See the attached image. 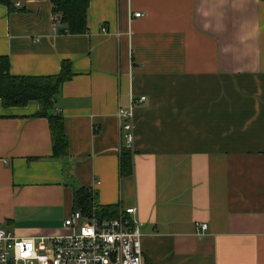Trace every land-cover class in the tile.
Instances as JSON below:
<instances>
[{
	"label": "crops",
	"instance_id": "1",
	"mask_svg": "<svg viewBox=\"0 0 264 264\" xmlns=\"http://www.w3.org/2000/svg\"><path fill=\"white\" fill-rule=\"evenodd\" d=\"M13 6L0 4L9 74L71 64L51 113L68 153L51 157L36 101H0V228L59 234L84 189L137 209L143 264H264V0H89L81 35L62 32L49 0ZM140 97L121 173L116 113Z\"/></svg>",
	"mask_w": 264,
	"mask_h": 264
},
{
	"label": "built area",
	"instance_id": "2",
	"mask_svg": "<svg viewBox=\"0 0 264 264\" xmlns=\"http://www.w3.org/2000/svg\"><path fill=\"white\" fill-rule=\"evenodd\" d=\"M140 13L132 14L139 18ZM102 32L106 31L103 27ZM145 97L131 99L127 108L116 113L119 132L126 148L134 141V108ZM96 204L77 208L63 220L67 233L50 236L18 237L0 228V264H143L141 231L135 207L122 210L114 219H99ZM206 224L196 226L203 235Z\"/></svg>",
	"mask_w": 264,
	"mask_h": 264
},
{
	"label": "trees",
	"instance_id": "3",
	"mask_svg": "<svg viewBox=\"0 0 264 264\" xmlns=\"http://www.w3.org/2000/svg\"><path fill=\"white\" fill-rule=\"evenodd\" d=\"M17 0H0V4L14 8ZM53 19L63 26V33L81 35L87 32V9L89 0H49ZM57 19H56V18ZM9 64L6 57H0V101L4 107H23L30 101L39 104L37 117L48 118L52 139V158L59 159L68 153V143L64 135L61 116L52 115L55 96L61 85L72 76L71 64L61 63L57 76L49 77H14L9 74ZM120 171L125 173L131 166V151L125 146L121 149ZM92 196L84 189L75 193V206L85 210L90 209ZM96 216L99 219H114L118 216L116 206H96Z\"/></svg>",
	"mask_w": 264,
	"mask_h": 264
},
{
	"label": "rangeland",
	"instance_id": "4",
	"mask_svg": "<svg viewBox=\"0 0 264 264\" xmlns=\"http://www.w3.org/2000/svg\"><path fill=\"white\" fill-rule=\"evenodd\" d=\"M15 226H16V225H15ZM15 226H14V227H12V226H8V227L3 226L2 228H3V229H6V230H12V231H15V230H16ZM4 227H5V228H4ZM64 233H67V230H65V229L63 228V230L60 231L59 234H64Z\"/></svg>",
	"mask_w": 264,
	"mask_h": 264
}]
</instances>
